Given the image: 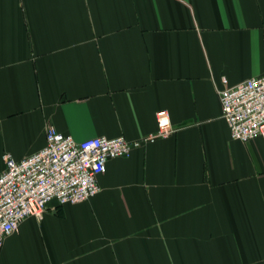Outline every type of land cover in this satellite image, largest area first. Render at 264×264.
I'll return each instance as SVG.
<instances>
[{"label":"crops","instance_id":"0c3cea01","mask_svg":"<svg viewBox=\"0 0 264 264\" xmlns=\"http://www.w3.org/2000/svg\"><path fill=\"white\" fill-rule=\"evenodd\" d=\"M263 74L264 0H0V173L49 125L134 140L166 109L175 128L24 219L0 264H264V137L233 139L219 94Z\"/></svg>","mask_w":264,"mask_h":264},{"label":"built area","instance_id":"2783aa9c","mask_svg":"<svg viewBox=\"0 0 264 264\" xmlns=\"http://www.w3.org/2000/svg\"><path fill=\"white\" fill-rule=\"evenodd\" d=\"M223 82L227 83L226 77ZM223 117L231 137L249 141L264 137V74L219 91ZM157 130L140 139L97 136L77 141L49 125L46 144L21 159L4 155L0 173V248L27 217H42L49 204L86 201L101 190L98 178L108 161L129 157L145 141L167 137L174 131L169 112L157 111Z\"/></svg>","mask_w":264,"mask_h":264}]
</instances>
